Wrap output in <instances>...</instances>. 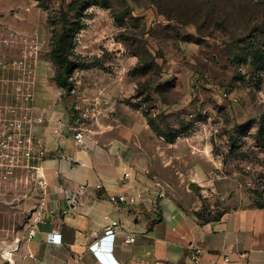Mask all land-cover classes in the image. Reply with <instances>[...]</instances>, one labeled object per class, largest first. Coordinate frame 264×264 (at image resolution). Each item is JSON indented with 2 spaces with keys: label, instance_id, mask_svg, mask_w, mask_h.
Masks as SVG:
<instances>
[{
  "label": "rangeland",
  "instance_id": "rangeland-1",
  "mask_svg": "<svg viewBox=\"0 0 264 264\" xmlns=\"http://www.w3.org/2000/svg\"><path fill=\"white\" fill-rule=\"evenodd\" d=\"M45 1L0 0L2 59L37 37L57 87L53 28L69 29L82 9L71 56L82 64L58 87L68 118L112 136L151 128L158 178L191 188L204 217L264 205V0Z\"/></svg>",
  "mask_w": 264,
  "mask_h": 264
},
{
  "label": "crops",
  "instance_id": "crops-1",
  "mask_svg": "<svg viewBox=\"0 0 264 264\" xmlns=\"http://www.w3.org/2000/svg\"><path fill=\"white\" fill-rule=\"evenodd\" d=\"M45 66L42 60L34 63L30 111L44 118L33 124L32 132L46 146L38 169L47 186L42 188L36 169L24 164L15 168L12 178L0 179V264H106L105 256L93 252L90 244L114 221L119 228L112 242L113 264H189L194 246L202 248L199 264H228L226 255L264 264V205L246 203L204 217L201 200L191 188L181 192L158 178L157 141L151 128L137 132L141 123L123 124L132 132L121 136L83 130L78 142L74 128L79 125L68 118L63 91L48 83L51 74ZM80 184L86 187L79 189ZM67 193L76 203L67 201ZM42 194V219L25 242L27 222L39 210ZM119 194L135 195L137 201L114 203L110 197ZM66 207L69 212L63 214ZM54 229L61 231V243L47 240ZM132 233L136 240L126 242L124 237ZM16 246L8 259L6 251Z\"/></svg>",
  "mask_w": 264,
  "mask_h": 264
},
{
  "label": "built area",
  "instance_id": "built-area-1",
  "mask_svg": "<svg viewBox=\"0 0 264 264\" xmlns=\"http://www.w3.org/2000/svg\"><path fill=\"white\" fill-rule=\"evenodd\" d=\"M25 41L20 55L8 60L0 57V68L20 71V74L17 76L6 73L0 74V179L5 181L12 178L15 173V168L19 164H24L28 168L36 169L35 174L38 177L39 185L45 188L47 186V180L43 174L39 173L38 164L45 157L47 150L44 142L40 139L36 140L32 132L33 124L42 122L44 118L41 115L35 116L30 111L34 100V93L31 88L34 63L41 44L37 37L26 38ZM74 130L76 140L81 142L84 137L83 129L78 126ZM55 132H58L57 127H55ZM125 174L128 175L129 173L126 172ZM85 187V184L79 185V189ZM160 194L164 195V192L162 191ZM66 198L68 202L76 203L74 195L67 193ZM110 198L114 203L124 201L135 203L137 201L135 195L126 194L112 195ZM44 205L45 194H42L39 202V210L33 213L27 222L25 242H28L36 234L38 223L42 219L41 209L44 208ZM50 212L54 213V210L51 209ZM61 212L67 214L69 208H63ZM118 228V222L114 221L111 226L105 229L102 236L93 240L90 244V249L93 252L105 256L104 261L106 264H113L115 262L111 250L112 242ZM96 233V230L91 231V234L94 236ZM47 240L54 243H61V231L54 229L48 232ZM124 240L132 243L136 240V235L133 233L128 234L124 237ZM17 248L18 246L7 250L6 257L10 259L14 249ZM201 253L202 248L194 246L189 264H199L201 261ZM29 255L32 256L33 253L30 252ZM224 260L228 264H246L242 261H234L230 255H226Z\"/></svg>",
  "mask_w": 264,
  "mask_h": 264
},
{
  "label": "trees",
  "instance_id": "trees-1",
  "mask_svg": "<svg viewBox=\"0 0 264 264\" xmlns=\"http://www.w3.org/2000/svg\"><path fill=\"white\" fill-rule=\"evenodd\" d=\"M38 2L41 6L45 8L47 7L45 0H38ZM78 14L79 16L72 22L69 29H65V27H62L61 29L58 27L53 28L52 55L58 67L54 81L59 88L69 89L71 87V81L69 79L70 71L82 64L75 58L71 57L74 50L76 33L84 27L82 21V16L84 15L83 10L81 9ZM149 123L154 131L165 137L167 141L171 143L175 142L178 136L177 132L171 131L164 133L152 118H149Z\"/></svg>",
  "mask_w": 264,
  "mask_h": 264
}]
</instances>
